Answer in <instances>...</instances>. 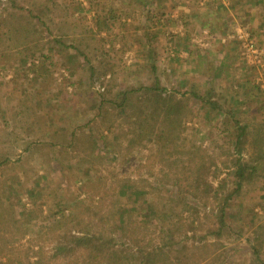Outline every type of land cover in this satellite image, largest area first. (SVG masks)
I'll list each match as a JSON object with an SVG mask.
<instances>
[{"label": "rangeland", "instance_id": "1", "mask_svg": "<svg viewBox=\"0 0 264 264\" xmlns=\"http://www.w3.org/2000/svg\"><path fill=\"white\" fill-rule=\"evenodd\" d=\"M109 7L111 27L97 30ZM155 74L177 97L206 98L185 94L172 157L206 152L211 194L188 196L193 228H178L172 244L204 249L192 264H264V0H0V217L15 218L0 231V264L31 262L41 246L48 264H81L79 252L55 254L50 223L98 217L117 194L153 242L170 243L173 185L138 169L152 144L125 152L120 123L98 108ZM79 136L101 164L84 161ZM245 161L255 171L237 188ZM123 232L117 244L135 251Z\"/></svg>", "mask_w": 264, "mask_h": 264}, {"label": "trees", "instance_id": "2", "mask_svg": "<svg viewBox=\"0 0 264 264\" xmlns=\"http://www.w3.org/2000/svg\"><path fill=\"white\" fill-rule=\"evenodd\" d=\"M16 14L14 13L13 30L17 31L20 24L22 26V22L17 21L22 18ZM114 18L115 15L109 7L106 13L98 14L94 24L97 30H107L111 27ZM7 24H10L9 19L4 26ZM178 93L179 91L176 90L168 91L161 85L159 77L155 74L149 84L118 90L108 104L105 103L106 108L101 109L103 105L98 107L102 121L116 120L120 123L116 137L121 141L126 140V145L123 147L125 152L130 153L132 149L142 147L146 139L152 144L145 162L140 164L138 169L144 170L150 178L173 185L174 195L170 197L171 203L168 204L167 213L172 214L175 219L166 226V234L170 243L160 245L153 242L151 236H147L148 226L134 218L135 209L127 210L119 205V194H117L110 203L100 205L98 217H64V221H52L50 227L51 235L55 233L52 235L55 238L53 245L55 254L79 252L83 256L81 264H192L206 258L204 249L197 250L198 248L193 246L194 251H189L185 244H182L181 248H176L172 244L178 228L181 229V226L193 228V222L186 221L185 215L182 216L185 213L191 214L193 211L188 196L193 199L198 194L202 197L211 194L206 172L212 161L206 152L201 148H196L191 157L186 156L184 159L172 157L173 146L181 136L182 119L188 112L185 94L189 93L200 101L206 99L204 95L195 90L180 92V97H177ZM100 101L104 103V98L101 97ZM108 108L112 112L107 111ZM243 133L244 128L241 134ZM81 134V136L88 137L84 131ZM81 136L76 139L78 138V145L84 152V161L93 163L98 159V164H101V155L93 153L91 139L82 140ZM69 142H74V140L70 139ZM114 143L119 147L123 146V142ZM253 171L255 167L250 166L246 161L240 165L237 164L235 171L237 188L241 186L243 180L248 178L247 176L253 174ZM12 213V210L1 213L0 231L7 226L14 228L15 218L7 217ZM115 215L119 217H114ZM117 228L124 231L123 236L132 247L129 250L135 249V251H127L122 244H117L116 237H113ZM0 239L7 248L4 240L7 238L0 234ZM34 253L35 257L31 262L28 261L26 254L25 264L49 263V258L43 252L42 246ZM253 253L259 258L255 248ZM0 256L6 258L7 255L0 251ZM7 260L9 261L5 259L4 264L8 263Z\"/></svg>", "mask_w": 264, "mask_h": 264}]
</instances>
